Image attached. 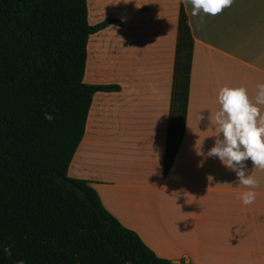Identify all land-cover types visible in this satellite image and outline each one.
<instances>
[{
	"label": "crops",
	"instance_id": "0c3cea01",
	"mask_svg": "<svg viewBox=\"0 0 264 264\" xmlns=\"http://www.w3.org/2000/svg\"><path fill=\"white\" fill-rule=\"evenodd\" d=\"M106 19L122 25L90 36L84 83L119 91L93 96L68 177L159 258L264 264V170L245 161L259 187L243 205L235 173L200 155L218 89L244 87L254 102L264 83V0L196 17L179 0H92L88 23Z\"/></svg>",
	"mask_w": 264,
	"mask_h": 264
},
{
	"label": "trees",
	"instance_id": "16d2710c",
	"mask_svg": "<svg viewBox=\"0 0 264 264\" xmlns=\"http://www.w3.org/2000/svg\"><path fill=\"white\" fill-rule=\"evenodd\" d=\"M87 0H0V264H173L67 175L92 98ZM53 120L44 119V113Z\"/></svg>",
	"mask_w": 264,
	"mask_h": 264
},
{
	"label": "clouds",
	"instance_id": "9594fccd",
	"mask_svg": "<svg viewBox=\"0 0 264 264\" xmlns=\"http://www.w3.org/2000/svg\"><path fill=\"white\" fill-rule=\"evenodd\" d=\"M185 7L191 6L193 17L201 14L216 16L228 8L233 0H179ZM216 109L213 113L214 144L206 152L200 153L204 159L215 157L227 169L233 171L243 191L238 199L243 205L254 203L259 187L258 180L251 174L245 161L253 167L264 170V83L256 85L255 101H250L244 87H220L216 93ZM44 119L53 120L50 113ZM203 163V160L201 161ZM16 264H24L23 260ZM175 264V262H174Z\"/></svg>",
	"mask_w": 264,
	"mask_h": 264
},
{
	"label": "rangeland",
	"instance_id": "374dc122",
	"mask_svg": "<svg viewBox=\"0 0 264 264\" xmlns=\"http://www.w3.org/2000/svg\"><path fill=\"white\" fill-rule=\"evenodd\" d=\"M87 3H88V6H89V9H90V11H91V9H92V0H87ZM90 21H92V17L90 18ZM92 41H90L89 42V51H90V58H89V60H88V65H89V67H91V55H92V43H91Z\"/></svg>",
	"mask_w": 264,
	"mask_h": 264
}]
</instances>
